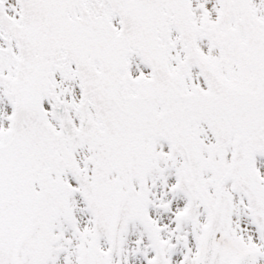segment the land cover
Masks as SVG:
<instances>
[{"label": "snow or ice", "instance_id": "1", "mask_svg": "<svg viewBox=\"0 0 264 264\" xmlns=\"http://www.w3.org/2000/svg\"><path fill=\"white\" fill-rule=\"evenodd\" d=\"M0 264H264V0H0Z\"/></svg>", "mask_w": 264, "mask_h": 264}]
</instances>
